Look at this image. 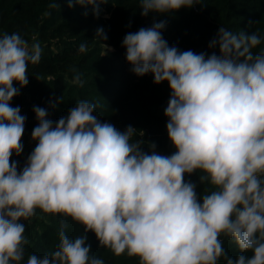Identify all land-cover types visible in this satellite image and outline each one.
<instances>
[{
    "label": "clouds",
    "instance_id": "clouds-1",
    "mask_svg": "<svg viewBox=\"0 0 264 264\" xmlns=\"http://www.w3.org/2000/svg\"><path fill=\"white\" fill-rule=\"evenodd\" d=\"M105 2L67 0V7L90 6L98 17ZM200 3L140 0V14ZM49 7L60 5L54 0ZM165 26L161 20L128 32L122 47L135 75L169 85L164 115L172 154L156 152L154 141L143 151L132 139L135 127L102 122L97 105L80 100L56 121L33 106L36 144L23 167L10 157L23 152L26 116L10 101L29 83L28 67L40 62L42 48L18 31L0 34V264H105L91 253L89 231L98 246L139 257L140 264H218L221 258L224 264H264V51H253L264 38L221 25L208 44L218 54L197 53L169 46ZM95 38L107 39L103 28ZM104 48L105 54L111 50ZM78 51L86 52V45ZM73 83L83 84L78 74ZM193 172L212 186L199 198L196 183L184 178ZM37 209L71 217L84 232L69 236L61 222L55 250L25 261V221ZM221 235L235 243L238 255L227 253Z\"/></svg>",
    "mask_w": 264,
    "mask_h": 264
},
{
    "label": "trees",
    "instance_id": "trees-1",
    "mask_svg": "<svg viewBox=\"0 0 264 264\" xmlns=\"http://www.w3.org/2000/svg\"><path fill=\"white\" fill-rule=\"evenodd\" d=\"M53 2L0 0V34L18 31L29 44L38 42L42 48L40 62L28 67L29 83L10 101L12 106H20L21 114L26 116L21 138L23 152L19 157L15 154L10 157V162L18 161V167H23L36 144L31 138L32 129L38 124L33 106L46 108L48 118L56 121L80 100L95 103L94 114L102 122L107 121L120 130L129 124L135 127L138 131L132 139L143 144V151H150L147 143L152 141L159 154L170 155L176 150L168 138L164 115L171 91L169 85L166 81L155 84L151 74L137 76L130 70L122 47L128 32L163 20L166 26L162 35L169 46L208 54L212 51L218 54V48L209 49L208 44L221 25L235 33L257 31L264 38V0H201L190 9L181 8L168 14L149 13L146 17L140 14V0H106L100 4L98 17L92 14L90 6L68 8L67 0H56L60 8H50ZM98 28H103L106 40L95 38ZM81 43L86 45V52L78 51ZM103 44L110 46L107 54ZM253 51H264V39ZM77 74L82 85L73 83ZM14 86L19 87L16 82ZM60 97L62 101L55 108L51 107L50 103ZM184 178L196 183L198 198L203 190L207 192L212 188L207 182L200 183L197 172L185 174ZM61 222L67 223L69 236L84 232V226L71 217L39 209L36 216L25 221V234L29 238L25 261L29 254L40 256L55 250ZM220 239L230 256L239 254L232 240L223 235ZM88 243L91 253L102 258L105 264H140L139 257L126 253L117 256L110 248L98 246L91 231ZM218 264H224L222 258Z\"/></svg>",
    "mask_w": 264,
    "mask_h": 264
},
{
    "label": "rangeland",
    "instance_id": "rangeland-1",
    "mask_svg": "<svg viewBox=\"0 0 264 264\" xmlns=\"http://www.w3.org/2000/svg\"><path fill=\"white\" fill-rule=\"evenodd\" d=\"M31 144V143H30Z\"/></svg>",
    "mask_w": 264,
    "mask_h": 264
}]
</instances>
